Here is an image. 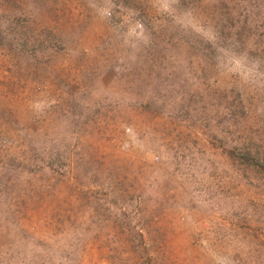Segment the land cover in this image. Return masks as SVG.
I'll return each mask as SVG.
<instances>
[{
    "label": "rangeland",
    "instance_id": "1",
    "mask_svg": "<svg viewBox=\"0 0 264 264\" xmlns=\"http://www.w3.org/2000/svg\"><path fill=\"white\" fill-rule=\"evenodd\" d=\"M0 264H264V0H0Z\"/></svg>",
    "mask_w": 264,
    "mask_h": 264
}]
</instances>
